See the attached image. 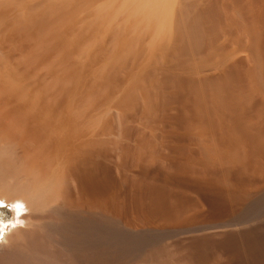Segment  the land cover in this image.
I'll use <instances>...</instances> for the list:
<instances>
[{
    "label": "bare ground",
    "instance_id": "1",
    "mask_svg": "<svg viewBox=\"0 0 264 264\" xmlns=\"http://www.w3.org/2000/svg\"><path fill=\"white\" fill-rule=\"evenodd\" d=\"M112 1L94 9L91 23L98 25L85 33L92 39L87 46L77 30L86 7L76 15L69 1L48 6L51 26L44 25L45 8L35 17V8L28 13L29 1L23 14L32 18L12 16L13 26L33 40L29 50L16 45L21 36L14 45L15 34L1 35L14 47L0 40V201L15 207V218L26 209L20 216L28 227L0 232V264H264V0H225L239 12L255 7V90L206 95L177 115L179 126L168 128L159 123L165 99L151 89L156 80L151 84L138 71L107 97L109 73L91 78L87 71L88 82L76 59L89 58L101 37L105 42L120 14L123 33L102 61L104 43L99 46L98 60L136 54L140 31H150L151 58L162 42H172L174 14L184 0H121L116 10L118 0L113 9ZM83 47L85 55L78 51ZM38 65L46 82L32 78ZM101 104L114 109L113 127ZM129 119L139 124L130 128ZM48 210L54 224H38Z\"/></svg>",
    "mask_w": 264,
    "mask_h": 264
},
{
    "label": "rangeland",
    "instance_id": "2",
    "mask_svg": "<svg viewBox=\"0 0 264 264\" xmlns=\"http://www.w3.org/2000/svg\"><path fill=\"white\" fill-rule=\"evenodd\" d=\"M7 1H8V3H6ZM13 1H12V3H13ZM21 1L22 0H19V1L16 0V1H14V3L16 4V2L18 3ZM26 1H27V3L29 1V3H28L29 7L33 6L32 10L28 11L29 14H30V12H33V9L35 8V10H34L35 12L31 13V14H33V17H35L37 14L36 10H40V9L45 8L44 11L46 12V11H48L46 9H49V7L52 6V4L56 3L55 2L56 0H52L51 2H50V0L49 1L48 0H46V1L45 0H25V2H23V1L22 2L25 5H27ZM59 1L57 0V3H62V4H64V6L70 2V6H67L68 4L66 5V7H68V8L75 6L77 8V10H74L75 11L74 13L75 14L77 13L76 15L79 14L78 8L82 9V8H84V6L86 7V8H84L85 11L83 10L84 12H81V15L83 13L84 14L82 16L80 14L78 15L79 19L81 17H83V18H81V19H83L82 22H81V19H80V23H79V21H78V23L76 22L77 24H80L78 28H77V24H76L77 30L82 31L85 34L88 32L90 33L91 29L93 27H94L93 29H95L96 28L95 26L98 25V24L95 25L96 23L93 24V22L91 23V20L93 18L91 15H92L94 9L98 6L97 4L103 3L104 1L108 2L109 0H104V1L103 0H95L92 3L90 2V5H88V6L86 3L89 4V2L88 1L82 2L83 0L82 1L81 0H72V1L71 0H61L60 2ZM67 1H69V2H67ZM80 1L82 2V4L79 3ZM120 1L121 0H118V3H116L117 1L113 2V4H111V7L114 5L112 7V9L115 7L116 4H118V5H116V7L114 9V10H116L117 6L119 7V5L121 3ZM212 1L214 2V0H184L183 3H184L185 8H183L182 6L181 7L184 11L190 12L184 16L187 17L189 15L191 17L188 16L187 18H185L184 16H182L184 13V11L182 9L181 10L183 13L182 12L180 13L181 10L176 11V14H177V12H178V14H177L176 18H175V14H174V23H173V33L174 34H172L173 39L171 37V40H170L172 42L171 43L168 42V43H170V45H168V46H165V43L162 42V44H164V46H163L164 48H162V46L159 47L160 45L157 46V48H160L159 49L160 54H158L159 52L156 48V50H153L151 53H149L150 56H151V54H153L151 56V58L149 57L150 59L147 58V56H146L147 52L145 49L147 47L148 40L151 36L150 31H148V33H147V31H145V32L140 31L141 34H139L140 32L138 33V35H140V36H138V40H139V37H140V40L137 42L138 44H136V46H138V47L140 46V47L137 48L135 46L133 49V52H134L135 48L138 49L136 51L137 53L135 52L136 54H134L133 56H130V57L128 56L125 59L124 56L127 53H124L122 51L121 52L122 56H119V55H121V53H120L118 55V58H115V59L106 58L105 61L101 62L104 54L107 53L106 51H108L110 46H111L110 43L111 44L114 43V40L117 38V35L121 36L123 33V29H124L125 24L123 23V20L120 19L121 18V14H120L119 16H117L115 18V20H114L115 24L113 22L114 25L112 24V26H111L112 31L110 28L109 29L111 31L110 33L107 29L105 31V34H103L104 36L107 35L104 37L105 42H102L104 40L101 39L102 38L101 37L99 40L101 43L98 41L99 43L94 47L95 50L93 48L92 51L94 53L95 52L96 53L95 54L93 53V55H91L92 51H90L89 55L91 57L89 56V58L88 57L86 58L84 56H81L80 57L81 59L80 58L76 59V60L79 59L77 61V63L81 62V64H83V66L86 67V69L88 68L86 70L80 64V66H82L81 68H84V74H85V72L89 71L88 73H86L89 76L90 75L89 73L91 71H93V72H91V78H92V75L94 72H95L94 74H96V71L99 72L97 74H100V72H101V74H102V75L100 74L101 76H104V75L109 73L115 77V79H114V77L111 76L113 78L112 81L114 80V83H112V81L110 83L111 77L109 76V74L104 76V78L106 80L108 79V81H109V86L107 89V91H108L107 97H108L109 93H110V95L111 94L114 95L116 93V90H117L116 87L117 86L119 88H121V86L122 87L125 86L124 83L125 82L127 83V81H124L122 79L126 78L125 80H129L131 77L136 75V72H138V71H140L139 77L143 76V78L144 77L147 78V81L151 80L150 81L151 84H153L152 82L156 80L155 83H156L157 87L155 86V83H154V85H153L154 87H152L151 89L156 88V90L154 89L155 92H160V95L165 99L164 109H163L164 113H162V115L164 114V116H163L164 119L162 118V124H161V121L159 123H160L161 127H165V128L171 127V125H172V127H177V126H179L178 125L179 123L177 121V115H179V113L181 114L183 111L194 110L198 104L199 99H201L202 97H205L206 95L208 96L210 94H215V93L218 94L219 92L225 93V91L231 92L232 90H233L232 92L233 93L235 92V94L237 95L238 94L237 92H240L239 94H241V92L252 91L251 89H253V91L255 90L254 88H251L252 86H250L252 84L251 81L254 82L253 79L252 80H250V79L255 77V47H254L255 46V43H254L255 42V32H254L255 31L254 30L255 29V10H252L253 8L255 9V7L253 6V8H252L251 7L252 5H250V6L247 5V6H249V8L251 7L250 10L249 9L247 10L248 12L245 9L242 10L241 12H239V11H235L233 9V6L231 4H229V2L227 4V2L225 0H223L224 2L221 0H215L214 3ZM217 1H218V3H217ZM10 2H11V0H10ZM10 2H9V0H3V1L1 0L0 1V14H6V12H7V16H9V14H11L10 17H7L5 15L4 16L0 15V19L3 18L0 20V26H1L0 27V36L3 35L4 38L7 37V39L10 40V38L11 37L13 38V36L15 34V36H14L15 39L13 38L11 40V42L9 41L12 44L16 41V39L19 38V36H21V39L19 38V43H17L16 45L18 46V45H21V43H22V45H25L29 50L31 47L29 48V46L27 44H29L31 46V44L33 43V40L31 41V39H30L31 37L29 36V38H28L29 34L27 33V31H24L25 29L21 28L22 26L21 27L16 26V25H15V27L13 26L14 19L16 17L17 18L19 17V16H16L15 13L17 12V15H18V13H19V15L21 13L23 14L25 6L23 4V8H21L19 10V12L15 11V13H14V10H16L17 8L19 9V7H17V4H16V6H14L13 5L14 3L9 5ZM195 3H196V6H194ZM216 3H217V5H216ZM220 3H221V6L223 8L220 6ZM245 3L243 4L244 7H246ZM251 3H253V1L252 2L249 1V4H251ZM18 4H20V3H18ZM10 6L12 8H9ZM231 6H232V8H231ZM38 7H39V9H37ZM203 7L205 8V10L203 9ZM227 7H228V9H227ZM229 7H230V9H229ZM13 8H14V10H13ZM76 8H73V9H76ZM2 10H3V13L1 12ZM27 10H28V7H27ZM11 11H13V12H11ZM202 11H204V12H202ZM220 11H221V13H220ZM223 11L227 14H225ZM231 11H233V12H231ZM234 11H235V13H234ZM196 12L198 13V15ZM238 12H239V14H238ZM245 12H246V14H245ZM34 13H35V15H34ZM195 13H196V15H195ZM247 13H249V14H247ZM22 14L20 15V17L21 16L22 17L19 20H23L26 17L28 18L29 14H27V11L24 12L23 15ZM45 14L46 13H44V16H45ZM49 14L50 13L48 11L46 18L49 20V22L47 20L45 21L44 17L42 20L40 15L37 16L36 18L38 19V17H40L41 22H43V24H44V21L46 22L44 25L51 26L52 24L50 25V23L53 21V19H52V21H50V18H53L54 14H52V16ZM24 15H27V16L25 17ZM30 15H29V17L32 18V16H30ZM194 15H195V17L193 18ZM12 16L14 17V19ZM23 16H24V18H23ZM180 16H182V18H179ZM9 18L11 19V21ZM7 19H9V20H7ZM116 19H117V21H116ZM3 22H5V23H3ZM90 24H92L93 27L92 26L89 27ZM16 27H18V28H16ZM74 27H75V25H74ZM8 28L11 31H8ZM80 28H82V29L80 30ZM14 29H16V30L18 29V31H20V32L14 30ZM79 31L77 32L78 35H79ZM22 32H23V34H22ZM19 33H21L22 35H20ZM83 33L80 32V36H81V34L83 35V37L88 35V34L84 35ZM108 33H109V36H108ZM5 34H6V36H4ZM90 35L91 34H89V36ZM23 36H26L27 38L23 37ZM0 38H1L0 40H2L1 43H3V41H4V43L7 44L6 43L7 41L3 40L4 38H2V36ZM90 38H91V36H90ZM90 38H88L90 41H88L87 38H86L87 41H85L86 39L83 40L84 41L83 44L86 43L85 46H87V44H88L87 42H89V43L92 42L91 41L92 39H90ZM92 38L94 39V37H92ZM4 43H3V45H5ZM10 43H9V45L11 47H14L15 43L13 46ZM103 43H104V45H103ZM101 44L104 47L100 46ZM9 45L7 44L6 46H9ZM99 46L102 49L99 48ZM80 47H81V45H80ZM96 47H98L99 49L96 50ZM79 48H78V51L79 50H80V52L82 51L85 55V52L87 51L86 48L83 47L84 51L82 48L81 49H79ZM103 48L105 50H103ZM161 48H162V50H161ZM11 49L12 48H10V50ZM100 49L102 51H104V53L102 52L103 55H101V54L98 55L99 53H97V52H100V51H98ZM76 51H75V53H77L76 55H79L80 52L78 53ZM129 54L130 53H128V55ZM131 54H132V52H131ZM160 55L162 58L160 57ZM96 56L98 58L100 56L99 60H101V61H99ZM77 57H79V56H77ZM82 57H84V58H82ZM95 57L97 58L96 59L97 62L95 61V59H93ZM82 59L84 61H82ZM85 59H87V61ZM91 59L94 60V63L92 62L93 60H91ZM160 59H162V60H160ZM85 61L87 62L86 63L87 66H85L86 64L84 65ZM89 61H90V63L88 65ZM98 61H99V63H98ZM82 62H84V63H82ZM91 62L93 63L94 66L92 65ZM90 66L93 67V69H90L91 68ZM39 67L40 66L38 65L35 68H33V70L31 69V71L34 73L33 74L34 76L32 75L33 80L34 81L36 80L35 82H42V80H43V82L45 80L47 81L48 75L45 74L46 72L43 71L44 70L43 68L40 67L41 68V69H39L40 71L43 69L41 72L39 70L36 71V69H38ZM105 69H107L109 71L107 73H105V72L102 73V71H104ZM126 73H128L127 77H126ZM86 74L83 75L85 77V78L83 77L84 80H86V77H87ZM107 76H109L110 79L107 78ZM118 76H120L121 79L119 78V80H118ZM34 77H36V79ZM89 77H87V79ZM128 77H129V79H128ZM116 78H117V80H116ZM89 81L90 80L88 79V82ZM119 81H120L121 85H119L120 84ZM158 86L160 89L158 88ZM253 87H254V85H253ZM115 88H116V90H115ZM109 89L112 92H110ZM121 89H119L118 91H121ZM212 92H214V93H212ZM253 94H255V93L253 92ZM107 97L104 99H106V101H107L106 105H108V103H109V107H110L111 105H110V101L108 102V99L111 96L108 99H107ZM104 99L101 102H103L105 104ZM102 105L103 104H101V106ZM106 105H103V107ZM103 107H102V110L105 111L107 108L105 109V107L104 108ZM106 107H108V106H106ZM109 110L110 109L108 108L107 111H105L108 114H106L105 112L104 113H105V116L108 115L106 117L107 120L111 121V122H109L110 123L109 127H113L112 124H114L113 123L114 122V120H113L114 119V109L112 108L111 112ZM129 121H130V123H129ZM129 121H128V123L127 122L125 123V125L127 124V126H129V127L130 126L136 127L139 124L138 122H135L136 120H134V122H133V119H129ZM134 123H135V125H134ZM114 152H115V149H114ZM5 204L8 205V208H0V221H2L1 223H3L2 224L3 228L0 230L1 236L13 228H20V227L21 228L22 227L27 228L28 226H26L27 225L26 223L28 221H27V219H22L23 217L21 218V216L25 215V213L27 214L28 211L26 209H22V210L18 211L19 213L16 212V218H15L14 214H13V210L15 209V207L12 206L11 204H9L8 202ZM9 209H11V211ZM49 212H50V214L48 215ZM43 213L46 214L49 218L50 217H52V218L49 219V218H47L46 215H44L46 218V220L44 221L45 218L43 216ZM43 213L40 214L43 217H41V219H38L40 221L43 218V221H40V223H38V224H41L43 226L44 225L48 226V225L54 224V222H52L50 224V220L51 221L54 220V218L52 216L54 213H52V211H50V210H48V212L45 211ZM25 221H27V222H25ZM39 221H37V222H39ZM10 225H11V227H10ZM176 240H178V239H176Z\"/></svg>",
    "mask_w": 264,
    "mask_h": 264
},
{
    "label": "snow or ice",
    "instance_id": "3",
    "mask_svg": "<svg viewBox=\"0 0 264 264\" xmlns=\"http://www.w3.org/2000/svg\"><path fill=\"white\" fill-rule=\"evenodd\" d=\"M0 208H8V205L5 204L3 201H0ZM11 211V209H9Z\"/></svg>",
    "mask_w": 264,
    "mask_h": 264
}]
</instances>
